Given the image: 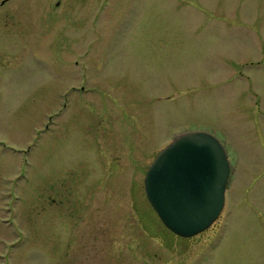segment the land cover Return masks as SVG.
I'll return each instance as SVG.
<instances>
[{
	"label": "rangeland",
	"instance_id": "374dc122",
	"mask_svg": "<svg viewBox=\"0 0 264 264\" xmlns=\"http://www.w3.org/2000/svg\"><path fill=\"white\" fill-rule=\"evenodd\" d=\"M55 1L0 0V264H264V0ZM195 129L232 172L179 238L142 179Z\"/></svg>",
	"mask_w": 264,
	"mask_h": 264
},
{
	"label": "water",
	"instance_id": "95a60500",
	"mask_svg": "<svg viewBox=\"0 0 264 264\" xmlns=\"http://www.w3.org/2000/svg\"><path fill=\"white\" fill-rule=\"evenodd\" d=\"M229 175L223 142L207 130H185L156 153L143 177L144 191L167 228L191 236L218 217Z\"/></svg>",
	"mask_w": 264,
	"mask_h": 264
},
{
	"label": "flooded vegetation",
	"instance_id": "af4514ba",
	"mask_svg": "<svg viewBox=\"0 0 264 264\" xmlns=\"http://www.w3.org/2000/svg\"><path fill=\"white\" fill-rule=\"evenodd\" d=\"M7 0H1V4H4ZM62 0H56L54 2V7H57L60 3H61ZM69 2V0H67ZM73 1V2H72ZM84 0H80V3H83ZM106 1H104L105 3ZM71 5H69V9H71L74 5L77 4V0H70L69 2ZM76 7V6H75ZM72 87L76 88V85H72ZM80 87L81 89L84 90L83 86H82V83L80 84ZM147 168V167H146ZM145 171L146 169L144 170V174H145ZM232 172V166L230 165V173ZM144 177V176H143ZM142 182H143V179H142ZM228 182V181H227ZM227 185V184H226ZM143 189H144V184H143ZM144 194H145V191H144ZM179 238H187L189 236H180L178 235Z\"/></svg>",
	"mask_w": 264,
	"mask_h": 264
},
{
	"label": "bare ground",
	"instance_id": "6f19581e",
	"mask_svg": "<svg viewBox=\"0 0 264 264\" xmlns=\"http://www.w3.org/2000/svg\"><path fill=\"white\" fill-rule=\"evenodd\" d=\"M145 169H147V168H145Z\"/></svg>",
	"mask_w": 264,
	"mask_h": 264
}]
</instances>
